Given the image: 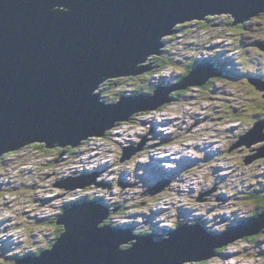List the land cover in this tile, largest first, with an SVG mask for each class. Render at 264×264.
Segmentation results:
<instances>
[{"label":"rangeland","instance_id":"1","mask_svg":"<svg viewBox=\"0 0 264 264\" xmlns=\"http://www.w3.org/2000/svg\"><path fill=\"white\" fill-rule=\"evenodd\" d=\"M205 17L208 22L192 18L177 23L162 36L163 49L173 52L174 64L164 61L154 72L151 66L132 74L121 90L127 95L151 93L160 84L176 82L197 59L210 61L221 70L222 78L203 88L191 86L190 91L181 92L163 107L138 112L129 121H117L113 131L102 137L89 136L74 151L60 147L47 151L38 146L41 142H30L0 157V264H14L18 256L47 248L56 237L53 221L63 212L62 205L75 199L101 197L107 206L110 202L121 205V213L112 214L111 222L134 223L140 228L138 233L152 228L151 234H162L157 239L166 237L165 233L177 224H199L200 219L212 234L220 235L213 231L228 227L225 214L233 219L255 210L252 201L248 203L240 196L254 199L255 191L260 197L257 190H264V160H246L264 146V91L250 80L264 79L260 76L264 75V11L237 24L230 12L208 13ZM165 37H170L166 45ZM242 72L253 76L239 75ZM105 82L92 94L100 101L117 100L113 98L119 97L120 91L111 85L106 87ZM164 118L167 122L162 121ZM260 122L263 127L247 138ZM144 138V148L149 151L134 153L131 145H139ZM245 138L254 140L252 146H236ZM205 142L212 143L213 152L223 149V153L200 168L189 169L192 172L185 169L189 167L181 165L182 157L191 160L183 156L186 152L202 159L206 152L211 153L208 143L204 151ZM93 171L98 173L94 179L102 184L73 190L57 184L64 177ZM163 185L161 191L152 190ZM222 194L228 199L219 203ZM107 221L100 226L111 225ZM215 249L207 262L196 260L193 264H264V232L255 241L239 238Z\"/></svg>","mask_w":264,"mask_h":264},{"label":"water","instance_id":"2","mask_svg":"<svg viewBox=\"0 0 264 264\" xmlns=\"http://www.w3.org/2000/svg\"><path fill=\"white\" fill-rule=\"evenodd\" d=\"M261 11L264 0H0V157L30 142L76 148L89 136H104L117 121L209 83L222 72L199 62L177 82L160 84L151 93H123L111 102L92 94L111 77L150 69L146 62L164 52L162 36L177 23L230 12L237 24ZM250 80L264 91V79ZM260 127L262 122L247 138ZM146 140L131 145L134 153ZM253 141L245 138L236 146L250 147ZM254 159L255 154L246 158L247 163ZM95 175H70L57 184L69 190L98 186ZM119 210L98 199L73 201L55 220L63 231L52 249L14 264H193L209 259L218 246L264 231V210L220 235L196 223L177 225L161 239L155 236L162 234H134L126 225L100 226Z\"/></svg>","mask_w":264,"mask_h":264},{"label":"trees","instance_id":"3","mask_svg":"<svg viewBox=\"0 0 264 264\" xmlns=\"http://www.w3.org/2000/svg\"><path fill=\"white\" fill-rule=\"evenodd\" d=\"M204 22H207L206 20L204 21ZM186 25H188L187 23L186 24H183V26H186ZM170 39V37H165V45L167 44V42H166V40L168 41ZM164 50V52H165V54L163 55H161V57L160 56H152L150 59H149V63L153 66V72L154 71H156V70H158V69H160L163 65L162 64H164V61H166V62H169V64L170 65H172V64H174V61H175V59H174V57H173V52H170V49H168L167 47L166 48H164L163 49ZM167 51H169V54H167ZM218 63H221V62H219L218 61ZM223 65V64H222ZM195 66V62H191L189 65H188V68H187V70L184 72L185 74H187V73H189L190 71H191V69L193 68ZM223 68H225V67H223ZM227 71H229V70H227ZM233 74H234V70L233 69H231L230 70ZM246 71H247V69H246ZM184 74V75H185ZM239 75H244V76H247V77H250V76H253L252 74H247L246 72H242V73H239ZM234 76H235V74H234ZM260 76L261 77H263L264 78V75L261 73L260 74ZM128 76H121V77H111V78H109V79H107L106 80V82L104 83V85H108V86H106V87H109L110 85L111 86H114L115 87V89L118 91H120V93L121 94H123V92H122V90H121V88H123L122 87V85L125 83V81H126V78H127ZM246 77V78H247ZM246 80V79H245ZM212 81V79L210 80V82ZM103 85V86H104ZM207 85H209V83H207V84H205V85H201V87L203 88L204 86H207ZM190 88V87H189ZM188 88V89H189ZM185 90H187V89H185ZM185 90H183V91H185ZM154 91V89H152V92ZM179 93L180 92H176L175 93V96H178L179 95ZM130 95V94H129ZM263 97V96H262ZM118 97H115V98H113V99H117ZM264 98V97H263ZM261 99L262 98H260L259 96H258V100H260L261 101ZM263 100V99H262ZM261 106L262 105H260V108H261ZM163 107V106H162ZM139 114V113H138ZM136 115V114H135ZM134 115V116H135ZM113 130V129H112ZM38 146H40V148H42V149H44V150H47V151H50V149H48L43 143L42 144H38ZM53 149H57V147L56 148H53ZM59 149V148H58ZM75 149H77V148H74V147H72V146H68V147H65V148H62V150H69V151H74ZM13 153H18V152H12V154ZM259 161H262L261 159H258ZM257 193H261V196L260 197H258L257 195H256V191H255V193H253V196H255L256 198H254V199H252V197L251 196H246V197H243V196H240V197H242V199H245L246 201L247 200H250V201H252L253 203H254V206H255V210L253 211V212H251V214L252 215H256V214H259L260 212H262L263 210H264V203L263 204H261V202H263L264 201V190H259V191H257ZM99 200L102 202V203H104V200L100 197L99 198ZM260 201V202H259ZM248 202V201H247ZM249 203V202H248ZM115 205V203H113V202H110V206H114ZM68 205H65L63 208H62V210H65L66 209V207H67ZM124 208L122 209V211L124 212ZM121 212H117L116 213V215H118V214H120ZM109 219V221H107V222H111V219H112V216L110 217V218H108ZM53 222H55V221H53ZM112 223H114V222H111V224ZM114 224H119L118 223V221H115V223ZM56 225V226H55ZM55 227H56V229H57V234H56V237L55 238H52V240H51V242H50V244H49V246L46 248V247H44V248H39L37 251H35V255H38V254H40V253H42V251H44V250H46V249H48V248H51V246H52V244L55 242V240L57 239V237H59V235L61 234V232L63 231V226L62 225H60V224H57L56 222H55ZM131 227H132V229H134L135 231H136V233L137 234H147V233H152L151 232V230H152V228H150L149 230H142L141 231V233H138L139 231H138V229H140L139 227H138V225H136V224H132L131 225ZM223 230L225 229V227L224 228H222ZM209 230V229H208ZM214 233H216V232H220V231H213ZM153 233H155V230H154V232ZM257 237H260V234H253V235H249V236H246L245 238L246 239H248V240H256L257 239ZM124 247H128V246H130V244L129 243H126V244H124L123 245Z\"/></svg>","mask_w":264,"mask_h":264},{"label":"clouds","instance_id":"4","mask_svg":"<svg viewBox=\"0 0 264 264\" xmlns=\"http://www.w3.org/2000/svg\"><path fill=\"white\" fill-rule=\"evenodd\" d=\"M207 21L208 22V20L207 19H203V21ZM199 62H208V63H211L210 61H200V60H198V63ZM223 76H216V77H214V78H212V80H216L217 78H222ZM211 80V79H210ZM212 82V81H211ZM209 83H210V81H209ZM210 143V142H209ZM220 148V147H219ZM222 149V148H221ZM229 151H231V150H229ZM222 153H223V149H222ZM259 154H261V155H259ZM256 158H258V159H261L262 161L264 160V149L263 148H258V152H256L255 153V159ZM259 161V160H258ZM260 162V161H259ZM263 176H264V174H263ZM178 225V224H177ZM224 230L222 229L221 231H220V233H222ZM264 232V231H263ZM148 234H151V233H148ZM45 247V246H44ZM44 247H41V248H44ZM35 254V253H34ZM24 255H22V256H18V257H16V259L17 258H19V257H23Z\"/></svg>","mask_w":264,"mask_h":264},{"label":"bare ground","instance_id":"5","mask_svg":"<svg viewBox=\"0 0 264 264\" xmlns=\"http://www.w3.org/2000/svg\"><path fill=\"white\" fill-rule=\"evenodd\" d=\"M219 16V15H218ZM162 121H164V122H167V120L164 118V120H162ZM161 129V128H160ZM143 146H144V144H143ZM155 147H157V146H155ZM199 149V148H198ZM145 151V152H144ZM149 150L146 148V146H145V148L143 147V150H142V153L144 152V154L145 153H147ZM173 154H176V152L174 151L173 152ZM170 156H171V154H169ZM163 157H168L167 155H164ZM191 160H193V158H191ZM177 162V161H176ZM143 163V162H142ZM190 178V177H189ZM191 179V178H190ZM192 179H193V177H192ZM155 192L154 193H156L157 191L156 190H154ZM109 207H111V206H109ZM169 207V206H168ZM161 210H163V209H161ZM106 220H108V219H106ZM5 223V222H4ZM198 223H200V222H198ZM182 223H180V224H178V225H181ZM13 226V225H12ZM2 234V233H1ZM155 238L157 239V236H155ZM52 247H53V244H52V246H51V249H52ZM217 255V254H216ZM215 255V256H216ZM207 260H209V259H205V260H201V261H199V262H202V263H205V262H207ZM3 261V260H2ZM198 263V262H197Z\"/></svg>","mask_w":264,"mask_h":264},{"label":"flooded vegetation","instance_id":"6","mask_svg":"<svg viewBox=\"0 0 264 264\" xmlns=\"http://www.w3.org/2000/svg\"><path fill=\"white\" fill-rule=\"evenodd\" d=\"M64 205H62V207H63Z\"/></svg>","mask_w":264,"mask_h":264}]
</instances>
